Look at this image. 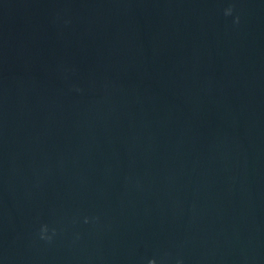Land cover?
<instances>
[{
	"label": "water",
	"instance_id": "obj_1",
	"mask_svg": "<svg viewBox=\"0 0 264 264\" xmlns=\"http://www.w3.org/2000/svg\"><path fill=\"white\" fill-rule=\"evenodd\" d=\"M0 264H264V0H0Z\"/></svg>",
	"mask_w": 264,
	"mask_h": 264
}]
</instances>
